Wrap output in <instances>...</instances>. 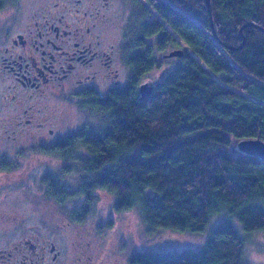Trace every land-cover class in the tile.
<instances>
[{
	"label": "trees",
	"instance_id": "1",
	"mask_svg": "<svg viewBox=\"0 0 264 264\" xmlns=\"http://www.w3.org/2000/svg\"><path fill=\"white\" fill-rule=\"evenodd\" d=\"M130 1L139 13L122 49L127 83L88 98L99 128L46 151L73 165L80 187L64 192L50 173L42 181L59 201L91 199L75 220L93 210L99 189L114 194L118 210L137 209L148 231L199 234L228 216L199 250L139 251L131 264H246L252 234L242 236L234 219L264 231V160L238 143L264 141V0H210L211 13L206 0ZM175 34L194 54L183 49L171 65L169 54L183 47ZM156 70L141 98L143 78Z\"/></svg>",
	"mask_w": 264,
	"mask_h": 264
},
{
	"label": "flooded vegetation",
	"instance_id": "2",
	"mask_svg": "<svg viewBox=\"0 0 264 264\" xmlns=\"http://www.w3.org/2000/svg\"><path fill=\"white\" fill-rule=\"evenodd\" d=\"M13 1L0 0V88L9 92L3 94L0 90V99L19 103L13 114L21 129L23 125L33 126L39 133L50 135V141L44 139L39 143V154L59 157L46 152L63 137L53 136L55 129L49 127L50 117L44 113L45 97L84 106L92 94H106L121 86V80L110 79L111 75L119 76L120 68L129 73L123 46L111 42L108 36L114 34L115 23L101 13L102 5L109 4L107 0L100 5L83 0H45L39 6L35 2L32 9L23 13L12 6L17 3ZM123 24L122 39H126L134 23H125L124 27ZM117 56L120 68H114ZM4 161L17 166L15 160L0 158V163ZM86 203H92L91 199L85 201L84 207L88 208ZM90 214L88 211L81 220L71 219L84 223ZM30 222L20 213L0 214V264H102L100 255L93 258L84 253L89 245L82 247L75 244L76 240L74 245L59 244L48 229ZM109 223L106 220L97 230L102 231ZM69 248L81 251V257L70 255Z\"/></svg>",
	"mask_w": 264,
	"mask_h": 264
},
{
	"label": "rangeland",
	"instance_id": "3",
	"mask_svg": "<svg viewBox=\"0 0 264 264\" xmlns=\"http://www.w3.org/2000/svg\"><path fill=\"white\" fill-rule=\"evenodd\" d=\"M44 1L17 0V3L12 6L23 13L32 9L35 2L39 6ZM86 1L100 5L104 4L106 0H83L84 3ZM107 1L109 4L102 5L101 13H105L106 17L115 23L114 34H108V36L111 42H115L122 48L126 39H122L121 24H138L136 14L139 11L130 0ZM12 2L14 1L12 0ZM175 36L183 46L181 49L192 54L193 52L184 40L177 34ZM172 49L174 48L169 47L166 52ZM117 51L120 52L118 49ZM177 56H172L173 59L169 57L171 60H167L168 64L172 65L175 60L178 61ZM160 57H162V53ZM114 62V68H120L121 62L118 56ZM118 72L119 76L112 77L111 75L110 81L121 80L122 86L127 83L128 71L126 68H120ZM156 72L157 70L146 75L143 82H155L157 75L154 76V74ZM105 83H109V81H105ZM0 90L3 94L9 93L2 88ZM45 99L44 113L50 117L49 127L55 129L54 137L64 138L89 127L97 129L102 123V116L94 111L89 104L81 106L76 102H66V100L54 96H47ZM20 102L24 105L27 103L22 100ZM7 103L11 105L7 107ZM18 106V102L13 103L9 99H0V158L5 157L17 162V166H14L12 170L0 171V214L13 213V216L22 214L27 223L31 221L30 223L38 228H46L53 233L59 244L74 245L73 242L76 240L75 244L79 243L82 247L89 245L85 247L84 253L93 256V258L100 255L102 264H131L130 257L139 251L168 253L199 250L206 243L212 230L218 225V217L223 218L222 222L228 218L226 214L213 217L207 230L199 234L182 233L165 228L148 231L137 209L118 210L115 207L114 194L108 190L99 189L90 217L84 223H75L71 218L82 204L85 205V195L80 194L69 198L70 200L59 201L51 194L42 180L46 174L50 173V177L54 175L63 184L66 190L62 188V191L74 193L80 187L82 176L75 170L68 173L73 169L71 168L73 165L66 166L62 157L52 156L51 158L45 154H39V143L44 139L50 141L52 138H49L50 135L39 133L40 131H36L33 126L23 125L21 129V125L16 123L18 120L16 114H13ZM236 142L237 140L234 141V143ZM86 204L90 205V203ZM106 220L108 223L112 222L106 228L103 227L102 231H98L97 226ZM234 223L242 236L252 234L249 235L250 239L246 242V264H264V231L246 232L238 218L234 219ZM69 249H72L70 255L76 259L81 257V251L77 252L74 248ZM77 255L79 256L77 257Z\"/></svg>",
	"mask_w": 264,
	"mask_h": 264
},
{
	"label": "water",
	"instance_id": "4",
	"mask_svg": "<svg viewBox=\"0 0 264 264\" xmlns=\"http://www.w3.org/2000/svg\"><path fill=\"white\" fill-rule=\"evenodd\" d=\"M211 1L206 0V3L209 7L211 13ZM183 49H177L172 51L169 55H183ZM153 86L149 84V82H144L140 85V94L141 98H146L152 91ZM239 149L247 154H255L260 156L264 160V141L257 139V140H242L238 143Z\"/></svg>",
	"mask_w": 264,
	"mask_h": 264
},
{
	"label": "bare ground",
	"instance_id": "5",
	"mask_svg": "<svg viewBox=\"0 0 264 264\" xmlns=\"http://www.w3.org/2000/svg\"><path fill=\"white\" fill-rule=\"evenodd\" d=\"M257 139H260L262 140L260 137H257V138H252V139H248V140H257ZM263 141V140H262Z\"/></svg>",
	"mask_w": 264,
	"mask_h": 264
}]
</instances>
